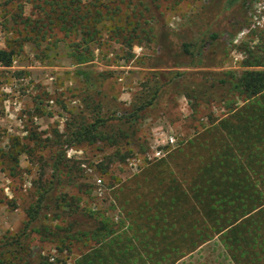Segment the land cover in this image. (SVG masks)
Masks as SVG:
<instances>
[{"label":"rangeland","instance_id":"obj_1","mask_svg":"<svg viewBox=\"0 0 264 264\" xmlns=\"http://www.w3.org/2000/svg\"><path fill=\"white\" fill-rule=\"evenodd\" d=\"M119 1L113 4L121 8L116 21L125 24L127 17H134V5ZM208 1L157 3L168 28L179 29ZM31 11L32 7L27 5L25 16ZM18 12L16 4L0 0V49L6 48L8 36L24 28L23 23L17 25L14 21L13 14ZM247 16V26L239 29L232 40L225 36L229 40L225 49L221 48V41L212 46L218 52V67L214 71H242L246 49L261 44L264 0H255ZM111 24L108 22L101 37L90 45L93 64L103 74L104 118L132 111L169 79L164 72L146 68L158 53L156 43L147 39L137 43L138 39L131 46L118 41L111 32ZM80 40V33L67 34L58 28L39 45L27 44L12 67L0 66V264H43L46 260L50 264H78L81 255L96 244L97 237L94 240L90 234H80L63 239L64 229L73 217L66 205L72 198L80 211L93 216L89 220L81 215L76 229L97 227L102 234L98 238L108 233L128 237L130 243L125 241V246L136 245L142 251L137 255L128 247L108 257V264L148 261L152 251L146 244L150 238L163 237L155 233V228L167 222L165 217L161 220L157 211L163 207L159 192L164 193L170 180L180 179L184 164L181 154L174 159L171 156L226 113L224 103L200 99L195 107L180 93L175 101L169 98L165 106L154 109L143 120H134L133 126H121L131 134L126 138L117 137L108 128L103 141L71 145V133L80 124L92 122L97 114L88 105L89 91L77 76V65L71 56L75 42ZM198 83L196 76H191L186 89H198ZM113 140H117L116 146ZM24 148L28 152L17 154ZM61 149L66 150L68 160L58 190L64 201L60 206L43 209L37 222L28 227L30 212L52 180L54 156ZM12 153L16 157L12 158ZM212 249L181 264H234L230 257L219 254L221 250Z\"/></svg>","mask_w":264,"mask_h":264},{"label":"trees","instance_id":"obj_2","mask_svg":"<svg viewBox=\"0 0 264 264\" xmlns=\"http://www.w3.org/2000/svg\"><path fill=\"white\" fill-rule=\"evenodd\" d=\"M157 1L120 0V3L134 5V17H127L125 24H119L116 16L121 8L117 4L113 6L116 0L88 3L83 0H7L8 4H16L19 12L13 14V18L17 25L23 23L24 28L7 37L6 48L0 49V66L12 67L27 44L39 45L58 28L67 34L80 33L81 40L75 42L71 56L77 65V76L89 91L88 105L97 114L92 122L80 124L71 133V145L103 141L108 128H112L117 137L126 138L131 134L121 126H133L134 120H143L154 109L165 106L169 98L175 101L180 93L195 107L200 99L224 103V117L216 119L194 141L171 156L174 159L181 154L184 164L180 179L170 180L164 193L159 192L163 207L157 211L161 220L165 217L167 222L156 227L155 233L163 237L150 238L146 244L152 251L148 254L150 259L136 264H181L187 258L206 254L213 247L215 251L221 250L220 255L230 257L234 264H264V31L260 32L261 44L246 49L244 69L240 72L214 71L218 67V52L212 50L217 41H221V48L225 49L229 44L225 36L232 40L239 29L247 26V13L255 0H209L179 29L168 28ZM27 5L32 11L25 16ZM108 22L112 23L110 29L118 41H126L131 46L138 39L137 43L143 39L156 43L158 53L146 68L164 72L169 79L132 111L104 118L103 74L93 64L90 45L101 37ZM191 76H196L199 83L198 89L189 92L186 82ZM112 144L116 146L117 140ZM22 152L28 151L24 148L17 154ZM54 157L52 180L31 210L28 227L37 222L43 209L60 206L64 201L58 190L68 162L66 150L61 149ZM70 202L66 205L72 211L73 221L64 229L63 239L77 238L80 234H90L94 240L97 237L96 244L81 255L78 264H108V257L128 247L137 255L142 253L139 246H125V241L130 243L128 237L108 233L98 238L102 234L97 227L76 229L81 215L89 220L93 216L80 211L75 198ZM119 257L117 261H121ZM25 264L30 262L25 261ZM43 264L50 263L46 260Z\"/></svg>","mask_w":264,"mask_h":264},{"label":"built area","instance_id":"obj_3","mask_svg":"<svg viewBox=\"0 0 264 264\" xmlns=\"http://www.w3.org/2000/svg\"><path fill=\"white\" fill-rule=\"evenodd\" d=\"M174 142V139L173 138H171V143H173Z\"/></svg>","mask_w":264,"mask_h":264}]
</instances>
